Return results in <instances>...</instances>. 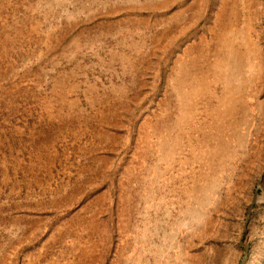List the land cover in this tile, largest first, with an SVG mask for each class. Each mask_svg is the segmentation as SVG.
Here are the masks:
<instances>
[{
	"label": "rangeland",
	"instance_id": "obj_1",
	"mask_svg": "<svg viewBox=\"0 0 264 264\" xmlns=\"http://www.w3.org/2000/svg\"><path fill=\"white\" fill-rule=\"evenodd\" d=\"M0 90V264H264V0H0Z\"/></svg>",
	"mask_w": 264,
	"mask_h": 264
},
{
	"label": "crops",
	"instance_id": "obj_2",
	"mask_svg": "<svg viewBox=\"0 0 264 264\" xmlns=\"http://www.w3.org/2000/svg\"><path fill=\"white\" fill-rule=\"evenodd\" d=\"M5 95H7V92L4 90H0V96L1 98L4 97Z\"/></svg>",
	"mask_w": 264,
	"mask_h": 264
},
{
	"label": "water",
	"instance_id": "obj_3",
	"mask_svg": "<svg viewBox=\"0 0 264 264\" xmlns=\"http://www.w3.org/2000/svg\"><path fill=\"white\" fill-rule=\"evenodd\" d=\"M246 259H247V255H246V258H245V260L242 262V264H244V263H245Z\"/></svg>",
	"mask_w": 264,
	"mask_h": 264
},
{
	"label": "bare ground",
	"instance_id": "obj_4",
	"mask_svg": "<svg viewBox=\"0 0 264 264\" xmlns=\"http://www.w3.org/2000/svg\"><path fill=\"white\" fill-rule=\"evenodd\" d=\"M4 43V42H3ZM3 45H5V44H2L1 46H3Z\"/></svg>",
	"mask_w": 264,
	"mask_h": 264
}]
</instances>
